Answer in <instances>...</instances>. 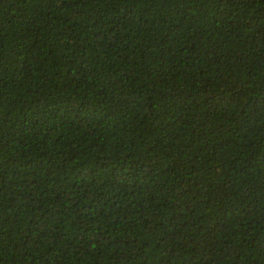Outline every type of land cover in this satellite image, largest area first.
Listing matches in <instances>:
<instances>
[{
    "label": "trees",
    "instance_id": "1",
    "mask_svg": "<svg viewBox=\"0 0 264 264\" xmlns=\"http://www.w3.org/2000/svg\"><path fill=\"white\" fill-rule=\"evenodd\" d=\"M0 264H264V0H0Z\"/></svg>",
    "mask_w": 264,
    "mask_h": 264
}]
</instances>
